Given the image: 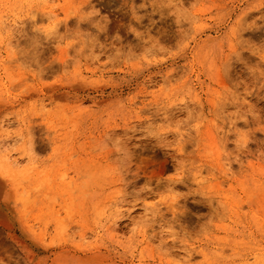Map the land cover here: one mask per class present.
<instances>
[{"label":"rangeland","instance_id":"obj_1","mask_svg":"<svg viewBox=\"0 0 264 264\" xmlns=\"http://www.w3.org/2000/svg\"><path fill=\"white\" fill-rule=\"evenodd\" d=\"M2 161L0 264H264V0H0Z\"/></svg>","mask_w":264,"mask_h":264},{"label":"bare ground","instance_id":"obj_2","mask_svg":"<svg viewBox=\"0 0 264 264\" xmlns=\"http://www.w3.org/2000/svg\"><path fill=\"white\" fill-rule=\"evenodd\" d=\"M54 96H56L57 97V95H54ZM8 160V159H7ZM2 162L4 163V164H2ZM1 162V164H0V205H1V199H2V196H3V191H4V185H5V183L6 182H8L9 183V181H10V184H11V180L10 179H12L13 178V176H14V179H15V175H13L14 173H12V171H11V169H8L7 168V165L5 164V163H7V162H4V161H2ZM13 175V176H12ZM9 180V181H8ZM13 182V181H12ZM13 185H15L14 183H12ZM12 186V185H11ZM12 188H14V187H12ZM15 188H17V186L15 187ZM16 189H14L12 192H10L9 191V193H8V195H7V197L6 198H4V202L3 203H6V202H9V200L11 199V195H12V193H14V191H15ZM16 192V191H15ZM17 193V192H16ZM14 196H15V193H14ZM0 212H1V210H0ZM3 213V212H2ZM7 221H5V223H6ZM9 224V223H8ZM4 225H6V224H4ZM9 226H10V224H9Z\"/></svg>","mask_w":264,"mask_h":264}]
</instances>
